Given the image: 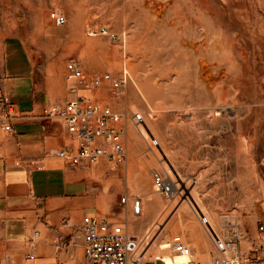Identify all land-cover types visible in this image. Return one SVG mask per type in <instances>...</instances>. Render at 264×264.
<instances>
[{"label": "rangeland", "instance_id": "374dc122", "mask_svg": "<svg viewBox=\"0 0 264 264\" xmlns=\"http://www.w3.org/2000/svg\"><path fill=\"white\" fill-rule=\"evenodd\" d=\"M18 1L27 16H65L61 49L87 78L127 74L121 97L107 83L93 97L122 116L127 159L101 160L92 178L122 185L119 200L149 187L159 211L140 238L150 232L152 256L171 254L159 250L168 233L190 230L197 258L214 249L212 219L221 239L237 231L240 252L264 256V0ZM102 27L117 40L93 36ZM156 174L183 196L157 193ZM181 206L197 220L168 226Z\"/></svg>", "mask_w": 264, "mask_h": 264}, {"label": "crops", "instance_id": "0c3cea01", "mask_svg": "<svg viewBox=\"0 0 264 264\" xmlns=\"http://www.w3.org/2000/svg\"><path fill=\"white\" fill-rule=\"evenodd\" d=\"M20 4L0 0V264H89L81 232L84 217L121 223L128 234L139 238L159 206L148 187L139 197L142 216L135 217L130 207H119L122 185L112 178H92V172L99 171L96 165L74 167L69 159L58 157L61 151L78 150L77 140L60 120L44 117L47 109L74 98L66 82L68 55L61 49L57 13L49 18L44 13L27 16ZM98 89H79L77 96L93 98ZM248 167L243 172L247 180ZM177 211V219L168 226L197 220L185 214L186 206ZM207 225L217 235L214 220ZM176 236L202 263L217 254L215 248H206L197 258L201 249L192 243L199 235L192 230ZM173 237L168 233L166 240ZM153 248L138 264H155Z\"/></svg>", "mask_w": 264, "mask_h": 264}, {"label": "built area", "instance_id": "2783aa9c", "mask_svg": "<svg viewBox=\"0 0 264 264\" xmlns=\"http://www.w3.org/2000/svg\"><path fill=\"white\" fill-rule=\"evenodd\" d=\"M56 21L62 25L66 23V18L64 15L57 14ZM92 33L95 37L117 40V35L105 27L96 29ZM128 80L126 73L120 78L104 74L89 79L77 63L70 62L66 65V82L74 98L64 106H53L47 109L44 117L60 120L70 136L77 140L78 150L75 154L61 151L58 157L69 159L74 167L82 163L86 166L97 165L101 160L114 165L125 163L127 150L124 133L120 128L122 116L93 98L78 97L77 92L79 89L101 88L107 83L113 95L119 98L127 87ZM142 120L139 115L134 118L138 124ZM4 130L11 131L10 125H4ZM153 183L155 191L167 200H173L185 193L182 188H178V182H174L166 175L156 174ZM119 207L123 209L130 207L132 214L139 217L143 213V200L139 197H122L119 200ZM205 224L208 222L206 221ZM209 231L213 236L217 254L208 263L198 261L193 255V248L186 244L181 236H174L166 248L171 254L154 257L155 264L156 262L162 264H264V256L260 254L259 248L246 254L240 253L239 232L232 231L229 240H223L212 229ZM81 232L84 239V254L89 264H138L152 246L149 231L143 237L137 238L128 234L123 224L96 216L84 217ZM141 249H143L142 252Z\"/></svg>", "mask_w": 264, "mask_h": 264}, {"label": "bare ground", "instance_id": "6f19581e", "mask_svg": "<svg viewBox=\"0 0 264 264\" xmlns=\"http://www.w3.org/2000/svg\"><path fill=\"white\" fill-rule=\"evenodd\" d=\"M167 243H163V245L160 247V249L162 250V249H166L167 248Z\"/></svg>", "mask_w": 264, "mask_h": 264}]
</instances>
